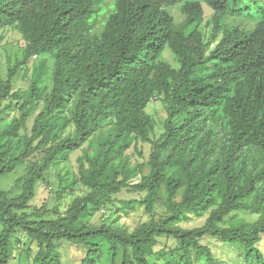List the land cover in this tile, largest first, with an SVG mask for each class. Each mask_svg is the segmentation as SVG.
<instances>
[{
    "label": "trees",
    "instance_id": "obj_1",
    "mask_svg": "<svg viewBox=\"0 0 264 264\" xmlns=\"http://www.w3.org/2000/svg\"><path fill=\"white\" fill-rule=\"evenodd\" d=\"M104 2L0 0V41L14 28L25 43L0 75V176L41 154L16 179L18 195L0 189V264H9L19 232L36 244L35 264H62V242L85 248L79 264H228L205 236L234 244L245 264H264V0H115L98 29ZM203 2L213 11L206 35ZM166 48L177 68L162 57ZM40 54L54 59L51 89L41 84L42 61L28 89L14 91ZM154 99L166 111L155 139L145 111ZM138 142L151 152L146 165L131 166L126 151ZM77 150V172L57 174L56 198L71 196L65 212L53 208L48 218L43 204L26 213L45 172ZM123 189L143 196L118 202ZM110 206H143L150 217L132 231L116 220L90 223ZM236 211L257 220L226 219ZM205 214L202 226L179 225ZM162 240L171 243L158 248Z\"/></svg>",
    "mask_w": 264,
    "mask_h": 264
},
{
    "label": "rangeland",
    "instance_id": "obj_2",
    "mask_svg": "<svg viewBox=\"0 0 264 264\" xmlns=\"http://www.w3.org/2000/svg\"><path fill=\"white\" fill-rule=\"evenodd\" d=\"M115 0H105L104 7L105 10L102 11L96 18L95 22L97 28L100 29L102 24L105 21L106 15L110 11ZM204 17L202 22L199 25V29L202 30L205 35L211 30V17L213 11L203 2ZM172 13L174 20L177 25H181L183 22V15L180 12L179 6L176 5L172 8ZM222 24L226 25H239L242 27H250L254 23L247 21L242 18L234 17H224ZM3 38L0 41V75L5 78L7 74V68L9 61L13 62L16 58L22 56L23 50L25 48V43L14 28H6L3 30ZM162 57L170 64L171 67L177 68L178 64L174 59L173 53L166 48L162 52ZM42 61H45L46 72L42 78L41 84L45 85L48 90L52 87V67H53V57L50 54H40L36 57H33L28 63V69L26 71H21L14 79L13 90H19L21 93H24L30 82V74L32 66H38ZM146 113L151 116L154 120L155 127L154 131L151 134V138H157L163 131V123L166 118L165 107L160 99L152 100L145 109ZM14 113L10 112L8 116H12ZM32 124V119L28 121V128ZM23 134V131H20V135ZM137 150L141 151V156L138 155ZM151 152V145L148 143H137V149L131 147L126 151L128 156L129 164L134 166L136 164H145ZM81 155V150L75 151L71 154L69 162H61L57 165L51 166L44 174L43 180L37 184L35 197L30 201L26 213H31L34 208H40L43 204L46 205L49 212L48 218H54L55 214L52 212L53 208H57L60 214H63L68 207L71 196L66 195L65 197L58 200L56 198V190L58 188V179L57 174L70 169L72 172H77V156ZM41 157L40 153L35 154L23 165L17 167L14 171L0 176V189L5 191L7 195L14 197L20 192V185L16 183V179L22 178L28 166L31 162L38 160ZM148 166L144 169V174L148 173ZM140 176H137L131 180V182L138 181ZM80 194V192H77ZM143 196V193L131 192L129 190L123 189L120 193L115 195V199L119 200H133L138 199ZM118 205V203H117ZM157 212H162L160 206H156ZM150 215L145 211L143 206H137L134 210H123L121 207H106L96 211L93 216L90 218V223L98 225L101 223H109L116 220L120 225H124L129 231L134 230L141 223L149 220ZM207 218V214L202 217L191 216L188 220L181 222V225L184 228H194L202 226ZM242 219L246 222H254L257 220V215L250 214L244 211H236L230 214L226 219ZM115 221V222H116ZM18 241L13 244V253L10 259L9 264H35L34 263V254L37 251L36 244L27 239L26 235L22 232H19L16 237ZM164 243L170 244L171 242L162 240L160 248ZM202 243L207 245L215 254L216 257L224 259L228 264H245L244 258L239 252L236 251L235 245L228 243L217 238H212L205 236L202 240ZM257 246L264 255V234L260 236ZM59 253L61 256L62 264H79L82 259L85 248L83 246H78L68 242H62L59 245ZM196 264H200L197 262Z\"/></svg>",
    "mask_w": 264,
    "mask_h": 264
}]
</instances>
